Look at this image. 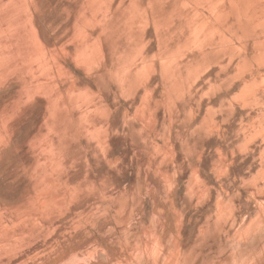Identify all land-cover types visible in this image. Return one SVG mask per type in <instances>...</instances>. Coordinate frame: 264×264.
<instances>
[{"label": "rangeland", "instance_id": "1", "mask_svg": "<svg viewBox=\"0 0 264 264\" xmlns=\"http://www.w3.org/2000/svg\"><path fill=\"white\" fill-rule=\"evenodd\" d=\"M26 1L49 64L0 83V200L17 213L46 195L44 253L126 259L154 220L169 235L181 220L188 245L205 221L244 220L240 247L261 244L264 12L243 29L197 0Z\"/></svg>", "mask_w": 264, "mask_h": 264}, {"label": "bare ground", "instance_id": "2", "mask_svg": "<svg viewBox=\"0 0 264 264\" xmlns=\"http://www.w3.org/2000/svg\"><path fill=\"white\" fill-rule=\"evenodd\" d=\"M197 1L206 3L212 10V13L219 20L223 21V25H228L229 15L232 13L237 14L236 20L242 25L243 29L253 20H258V15L264 12V0ZM27 8L28 5L26 0H0V83L4 80H11L17 73H37L40 67L43 69L49 64L48 58L42 53L43 49L40 51L38 50L39 47L37 49L35 47L31 48L30 46L32 40L37 43L38 37L37 35L33 36L34 33L31 32L32 30H27V26L32 28L31 21L26 13L28 10ZM259 10H261V12H258ZM204 25L206 26L205 22H202L201 26ZM230 26H233V23L230 24ZM31 61L35 62L36 66H33ZM38 76L35 77V80L37 83L36 85L40 87L44 84L42 79ZM261 78L263 77H260V79ZM262 80L263 83L264 78ZM86 106L87 105H85V107ZM83 112H85V110ZM97 119L100 120V118H96L95 120ZM4 124L5 120L3 119L1 121V127H5ZM262 128H264V126ZM101 135L102 134H100V136ZM104 139L106 140L105 137ZM260 172L262 171L260 170ZM21 175L22 174H20V176ZM196 182L197 181H195V183ZM198 184L194 185L197 186ZM200 186L201 184H199V187ZM195 192L196 190L194 193ZM202 192L203 191H201V193ZM54 198L57 199L58 197H52V199ZM62 199L60 200L63 203L64 199ZM260 199H264V194L259 197V200ZM36 200L37 204L34 209L29 206H22V210L17 213L12 212V207L0 200V264H132L131 261L133 262V260H131V256L139 252L143 254L142 257L146 258L149 264H228V259H236L237 255L239 256V264H264V241L251 251H246L245 247L241 248L239 245L240 241L243 239L242 232L248 231L251 227V222L243 225L244 220L239 222L240 224L238 227L240 228H237L238 231L236 232L226 227L223 222L216 223L214 226L215 221H205L199 225L197 235L191 245L185 244L182 240L181 220L175 221V232L170 235L167 234L166 225L164 223H154V220L153 223H149L140 230L142 231L141 238L138 239L139 241L136 245L128 251L129 258L126 257L127 260L118 253L102 248L100 244H97L99 249H96L93 247L94 245L92 243H87L80 249L78 247L65 249L55 258L51 259L50 257L52 255H50V253H44L46 249L45 244L38 240L42 238L45 231L53 226V223H51L53 219L51 222L45 219L47 213L46 195L40 193L37 195ZM257 202L259 203V201ZM260 203L262 202L260 201ZM227 204H233L232 199H229ZM259 205L261 207V204ZM113 207H115V205ZM222 207L225 208L223 205ZM259 210L261 212V210H263L262 207L259 208ZM236 221L237 219L233 218V224H235ZM50 238L52 240V237ZM219 247H221L220 250ZM159 252L164 255L163 261H159L157 256ZM47 258L48 260L46 261L45 259Z\"/></svg>", "mask_w": 264, "mask_h": 264}]
</instances>
